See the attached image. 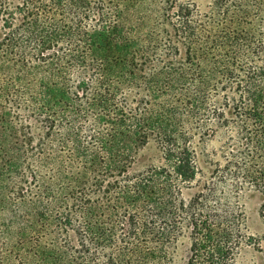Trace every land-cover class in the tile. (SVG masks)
<instances>
[{"label": "trees", "instance_id": "1", "mask_svg": "<svg viewBox=\"0 0 264 264\" xmlns=\"http://www.w3.org/2000/svg\"><path fill=\"white\" fill-rule=\"evenodd\" d=\"M236 1L219 37L199 38L180 15L177 67L137 61L179 50L168 36L131 38L122 19L138 0H18V15L0 18V136L23 133L18 156L0 146L23 185L0 222V264H161L184 229L186 264H235L245 240L264 264V234H245L238 205L245 188L264 195V65L248 64L241 27L250 5L264 18V0ZM233 82L210 107L209 89ZM230 107L242 143L200 159L186 127L224 124ZM150 139L156 160L138 167Z\"/></svg>", "mask_w": 264, "mask_h": 264}, {"label": "rangeland", "instance_id": "2", "mask_svg": "<svg viewBox=\"0 0 264 264\" xmlns=\"http://www.w3.org/2000/svg\"><path fill=\"white\" fill-rule=\"evenodd\" d=\"M18 0H0V18L6 17L9 14L17 16L18 12L15 9V5ZM7 2L9 8L7 14H4V8L2 6ZM236 0H138V2L130 9L126 10L123 14V24L127 31L131 33L133 37H139L145 39L146 37H156L158 39H164L169 37L170 41L179 48L175 54L171 56H164L159 54L157 56H151L146 59L145 57H138L139 63L142 62L143 67L151 66L154 63L159 65H168L169 67H177L179 63L183 61L182 52L183 48L180 44V37L177 34L182 28V24L179 26L178 21L181 20L180 15L186 16L187 11L190 12L189 18L191 19L192 28L194 33L199 38H205L208 35L222 36L228 34L230 24L227 22V18L231 15V12L240 9ZM247 7L250 12V18H242L241 24L244 29L247 47L250 51H253L252 63L253 66L264 65V18L261 21L254 23L253 15L254 8ZM182 8L183 11H180ZM245 9V8H244ZM187 16V17H188ZM225 20V22H224ZM3 21L0 20V33L3 31ZM178 25V29H177ZM180 27V28H179ZM233 28V27H232ZM231 28V30H232ZM164 30V32H163ZM225 30V33L223 31ZM232 31H230L231 33ZM161 37V38H160ZM143 41V40H142ZM142 58V59H140ZM145 60V61H143ZM243 70V69H242ZM239 77L245 75L242 71H237ZM236 77V81H237ZM235 81V82H236ZM233 84L226 86L225 90L218 87H212L209 89L208 98L210 101V107L212 103L220 102L223 93H227L229 96H234L240 87ZM238 88V89H237ZM217 101V102H215ZM231 105V102H230ZM233 108L226 111L225 117L227 122L224 124H218L214 121L213 116L208 115V121L204 122L203 119L199 126L188 125L186 128L190 133L191 145L200 159H219V154L222 149L232 143H242L241 135L238 130L239 119L235 117ZM203 116H201L202 118ZM20 131V130H19ZM12 131L2 134L0 136V146L8 147L11 145L12 153L18 156L15 147L20 149V144L23 143L21 135L23 133ZM0 133H2L0 131ZM14 141V142H13ZM22 141V142H21ZM17 142V144H15ZM6 149V148H3ZM158 155V148L153 139H150L148 143L139 151L137 157L138 167L147 165L156 160ZM8 157H0V222L8 223L12 213L10 208L16 198V192L23 185L18 181V172L11 169L5 159ZM6 163V164H5ZM9 167V168H8ZM193 192L192 189L183 190V196L186 198ZM73 194L67 191L64 198L62 196L54 201V206L61 214H65L72 204ZM239 207L244 220L245 234L254 238L260 237L264 234V195L262 192L253 189L245 188L239 192ZM11 205V206H10ZM62 228L61 236L68 239V241H74L73 232L69 227ZM56 229V228H55ZM61 231V230H60ZM1 241H5L4 237H0ZM189 237L188 231L182 230L172 245L168 249V253L161 264H186L187 256L189 253ZM1 251V250H0ZM263 257L256 246L245 240L241 243L239 249L235 254V264H262Z\"/></svg>", "mask_w": 264, "mask_h": 264}]
</instances>
